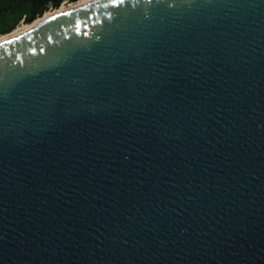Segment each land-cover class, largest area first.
Returning a JSON list of instances; mask_svg holds the SVG:
<instances>
[{
    "label": "water",
    "instance_id": "water-1",
    "mask_svg": "<svg viewBox=\"0 0 264 264\" xmlns=\"http://www.w3.org/2000/svg\"><path fill=\"white\" fill-rule=\"evenodd\" d=\"M107 3L0 42V264H264V0Z\"/></svg>",
    "mask_w": 264,
    "mask_h": 264
},
{
    "label": "trees",
    "instance_id": "trees-1",
    "mask_svg": "<svg viewBox=\"0 0 264 264\" xmlns=\"http://www.w3.org/2000/svg\"><path fill=\"white\" fill-rule=\"evenodd\" d=\"M79 1L81 0H0V37L12 33L22 24H32L63 4Z\"/></svg>",
    "mask_w": 264,
    "mask_h": 264
},
{
    "label": "bare ground",
    "instance_id": "bare-ground-1",
    "mask_svg": "<svg viewBox=\"0 0 264 264\" xmlns=\"http://www.w3.org/2000/svg\"><path fill=\"white\" fill-rule=\"evenodd\" d=\"M93 1H96V0H81L80 2L75 3V4H72V5L68 6V7H66V6H62V7L59 8L56 12H54V13H50V14H46L43 18L39 19L38 22H39V21H43V20H45V19H48V18H50V17H52V16H55V15H58V14L64 13V12L70 10V9L75 8V7H78V6H81V5H85V4L91 3V2H93ZM38 22H37V23H38ZM31 27H32V25H27V26H21V27H18V28H17L16 30H14L12 33L0 37V42H1L2 40H4V39H7V38L11 37V36L18 35V34L24 32V31L30 29Z\"/></svg>",
    "mask_w": 264,
    "mask_h": 264
},
{
    "label": "snow or ice",
    "instance_id": "snow-or-ice-1",
    "mask_svg": "<svg viewBox=\"0 0 264 264\" xmlns=\"http://www.w3.org/2000/svg\"><path fill=\"white\" fill-rule=\"evenodd\" d=\"M141 0H108V3L104 5V7H113L116 9H120L122 7H126L128 4H131L133 7L136 6V4L140 3ZM144 3L146 4H152L153 0H143ZM108 18L111 19L112 18V14L109 13L108 14ZM0 47H2V45H0ZM43 51V50H41Z\"/></svg>",
    "mask_w": 264,
    "mask_h": 264
},
{
    "label": "rangeland",
    "instance_id": "rangeland-1",
    "mask_svg": "<svg viewBox=\"0 0 264 264\" xmlns=\"http://www.w3.org/2000/svg\"><path fill=\"white\" fill-rule=\"evenodd\" d=\"M79 2H80V1H79ZM74 4H75V3H74ZM70 5H72V4H70ZM70 5H69V4H63L62 6H66V7H68V6H70ZM62 6H61V7H62ZM61 7H60V8H61ZM57 10H58V9H57ZM57 10L49 11V12H47L46 14L54 13V12H56ZM46 14H45V15H46ZM45 15H44V16H45ZM44 16H43V17H44ZM40 19H41V18H40ZM27 25H30V24H22V25H20L19 27H21V26H27ZM17 28H18V27H17ZM17 28H16V29H17Z\"/></svg>",
    "mask_w": 264,
    "mask_h": 264
}]
</instances>
